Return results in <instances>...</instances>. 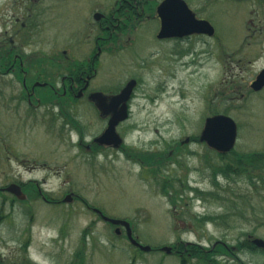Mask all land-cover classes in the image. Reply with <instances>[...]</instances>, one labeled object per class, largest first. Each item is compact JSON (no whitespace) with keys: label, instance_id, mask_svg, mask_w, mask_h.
Segmentation results:
<instances>
[{"label":"rangeland","instance_id":"374dc122","mask_svg":"<svg viewBox=\"0 0 264 264\" xmlns=\"http://www.w3.org/2000/svg\"><path fill=\"white\" fill-rule=\"evenodd\" d=\"M117 1L0 0V41L12 38L25 52L42 55L69 47L86 58L98 33L94 14L108 15ZM185 1L212 23L213 37L179 46L159 42L156 9L150 8L135 28L122 31L134 32L130 46L105 45L93 85L119 90L138 81L130 118L117 130L120 148H86L106 128L89 109L73 120L65 143L41 128L20 129L25 144L14 135L0 142V188L21 181L28 190L24 200L0 192V264H264V251L239 249L247 239L264 240V163L251 157L264 154V89L251 88L264 68V0ZM215 113L237 123L227 158L200 141L206 118ZM145 154L162 159L144 165ZM67 195L72 201L64 202ZM82 199L130 222L143 245L174 252L188 242L210 253L143 252Z\"/></svg>","mask_w":264,"mask_h":264},{"label":"flooded vegetation","instance_id":"af4514ba","mask_svg":"<svg viewBox=\"0 0 264 264\" xmlns=\"http://www.w3.org/2000/svg\"><path fill=\"white\" fill-rule=\"evenodd\" d=\"M142 3L143 0L117 1L119 7L116 9L112 8L109 11V13H112L109 19H107L105 13L100 21H96L98 23V29L105 28L109 30V36L99 35L98 32L93 37V53L86 58H81L78 55L76 56L69 47L65 48L63 52L59 54L60 56L55 55L56 53L42 55L41 51L36 50L25 52L20 45L18 46L13 42L12 38L6 41L5 39L0 41L1 145L7 143V137L10 138L11 135L16 137L17 142H23V144H25L24 134H21V130L34 131V129L31 128H41L40 130L43 134L51 137L52 141L55 143H65V140L67 141L66 136H68L69 128H74V126H71L73 125V120H79V117L85 114L83 112L85 109L93 110L92 113L97 116L98 120L103 121L107 128L111 116L122 107V105L118 103L117 95L120 94L122 89L132 79L129 80L124 87L119 88V90L109 86L97 88L93 83L98 78L101 70L100 61L106 47L105 45L110 44L112 50H119L118 48L122 49L131 45L134 32H127L123 35L122 31H119V29L122 27V22H124L123 15H126V18L130 22H132L133 19L131 16L132 13L135 14V19H142V15H144L145 12L144 8L139 10ZM154 19L159 22V33L162 23L157 15V8ZM105 21L108 22L107 25L103 24ZM131 24L129 26L127 25L128 29L132 28ZM204 36L213 37L206 34H192L184 37L159 39L156 36V38L159 42H174L179 46L181 42L189 41L194 37L202 38ZM180 50L178 51L179 53L181 52ZM183 51L189 52L190 49L188 48ZM53 56H57V59H55L56 61L54 63H51ZM45 60H48L51 64H45ZM137 85L138 81L135 88ZM93 93H101L105 97L104 106H100L98 101L92 98L91 95ZM133 94L134 91L128 101L129 117L127 120L117 125V130L130 118L132 101L134 99ZM69 109H72L70 113ZM73 113L77 114V116L72 117ZM97 138L98 137L94 138L86 145V148L91 152L104 148H120V146L116 147L114 145L100 144L96 142ZM78 145L82 146V142H79ZM9 146L10 144L7 145V149H9ZM206 146L212 149L207 144ZM11 150H13L12 147ZM185 155L186 154L180 155L179 158L181 161L183 158L182 156ZM17 182L20 183L18 184L21 185L24 192L25 188L23 184H21L23 182ZM0 192H5L4 187L0 188Z\"/></svg>","mask_w":264,"mask_h":264},{"label":"water","instance_id":"95a60500","mask_svg":"<svg viewBox=\"0 0 264 264\" xmlns=\"http://www.w3.org/2000/svg\"><path fill=\"white\" fill-rule=\"evenodd\" d=\"M157 15L161 20V29L157 37L159 39L171 37H184L192 34H206L213 36L215 27L212 23L203 18H198L196 13L190 8L185 0H163L157 7ZM104 14L96 12L94 20L100 21ZM137 84L135 79H132L117 95L118 103L122 107L115 112L108 123L105 131L96 139V142L105 145H114L119 147L122 144V138L117 132V125L128 119V101L130 100L134 88ZM251 88L254 91H260L264 88V68L258 73L254 81L251 83ZM92 98L97 100L100 106H104L105 97L101 93H93ZM238 127L236 121L228 115L216 114L209 116L205 120L204 128L201 132L200 141L205 142L210 148L215 151L227 154L231 152L237 142ZM188 140V139H187ZM5 191L13 194L20 200L27 198L23 192L21 185L12 183L4 188ZM72 201V195H67L64 202ZM95 212L101 218L117 226L116 233H121V227L124 228L129 242L139 248L143 252H150L152 247L141 244L134 236L133 228L130 222L124 219L111 218L102 213L100 209L95 208ZM252 243L261 249H264V240L255 238ZM161 251L166 254L173 252L172 247L163 246Z\"/></svg>","mask_w":264,"mask_h":264},{"label":"trees","instance_id":"16d2710c","mask_svg":"<svg viewBox=\"0 0 264 264\" xmlns=\"http://www.w3.org/2000/svg\"><path fill=\"white\" fill-rule=\"evenodd\" d=\"M118 1H121V0H118ZM154 3L151 5V2H150V0H143V3L140 5V7H139V10L140 9H142V8H144V15H142V19H144L145 17H146V15H149L150 14V8H152L154 11H155V7L157 6V2H155V1H153ZM143 6V7H142ZM153 6V7H152ZM117 7H119V4H117L116 3V5H115V8L114 9H116ZM111 14L112 13H109L108 15H107V19H109L110 17H111ZM132 22H130L127 18H126V15L124 16L123 15V21L124 22H122L123 24H122V27L119 29V31H125L126 30V28H128L127 27V25L129 26L131 23V25L135 28V25L137 24V21H140L141 19H135V14L134 13H132ZM130 22V23H129ZM103 24H105V25H107L108 24V22L107 21H105V22H103ZM131 26V27H132ZM98 34L99 35H105L106 37H108L109 36V30H107V29H98ZM108 40H112V39H108ZM108 48H110V46L108 47ZM217 113V112H216ZM215 113V114H216ZM210 150H212V151H215V150H213V149H210ZM216 152V151H215ZM216 153H218V152H216ZM219 155H221L223 158H227L226 156V154H222V153H218ZM229 154V153H228ZM251 157H252V159H255L256 161H261V162H263L264 163V154H258V155H251ZM136 158V157H135ZM162 159V157L160 156V157H158L157 155H146L145 154V156H143V157H141L140 158V160H139V162L141 163V164H144V165H152L153 166V164L155 163V162H160V160ZM240 159V158H239ZM252 161V160H251ZM254 161V160H253ZM147 166V167H148ZM256 167H258V162H256V165H255ZM227 168H230L229 167V165H227ZM248 168V166H246V170L245 171H250V169L251 170H255V167L254 166H249V169H247ZM236 171H237V173L238 174H244V173H242L243 171H241V169H240V167H239V165L237 166V168H236ZM244 171V172H245ZM223 172L226 174V173H228L227 171L225 172V169L223 170ZM247 173V172H246ZM254 176L253 177H260V175H259V173L257 172L256 174H254V172L252 173ZM227 175V174H226ZM23 186H24V190L26 191L27 190V188H26V184H23ZM28 191V190H27ZM168 195H171V194H168ZM46 199V198H45ZM170 199H171V201L173 202V204H175L176 203V199H175V196H170ZM82 201L84 202V204L85 205H87V207L90 209H92V207H90L89 205H88V203L84 200V199H82ZM60 203V202H59ZM211 218L209 217V220H210ZM212 220L214 221L215 220V217H212ZM226 247V246H225ZM135 248H137V247H135ZM174 248H176V249H178V250H175L174 252H173V254L176 252V254H178V253H184V254H186V255H188V257H191V258H197V257H201V256H204L206 253L207 254H209L210 252H208L207 250H205V249H203L202 247H200L199 245H196V244H194V243H188V242H180V243H178V246H175ZM241 248H244V249H250V250H256V251H264V249H261V248H258V247H256L253 243H252V240H250V239H247L245 242H243L242 243V245H241V247L239 248V249H241ZM151 251H161V248H155V247H153L152 248V250ZM150 251V252H151ZM206 251V252H205ZM162 252V251H161ZM229 254V256H231V258H233V260H236V261H239V257H238V255H237V253L236 252H234V250H231V254L230 253H228ZM183 261H187V260H185V259H183Z\"/></svg>","mask_w":264,"mask_h":264}]
</instances>
